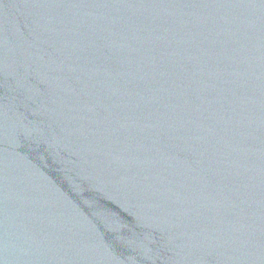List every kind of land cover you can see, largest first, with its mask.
<instances>
[{
	"label": "water",
	"instance_id": "water-1",
	"mask_svg": "<svg viewBox=\"0 0 264 264\" xmlns=\"http://www.w3.org/2000/svg\"><path fill=\"white\" fill-rule=\"evenodd\" d=\"M0 264H264V167L75 0H0Z\"/></svg>",
	"mask_w": 264,
	"mask_h": 264
}]
</instances>
